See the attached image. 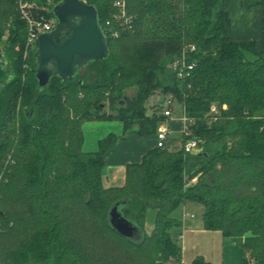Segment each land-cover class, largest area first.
<instances>
[{"label": "trees", "instance_id": "16d2710c", "mask_svg": "<svg viewBox=\"0 0 264 264\" xmlns=\"http://www.w3.org/2000/svg\"><path fill=\"white\" fill-rule=\"evenodd\" d=\"M86 1L103 29L110 22L119 31L116 39L106 37L109 57L87 67L94 82L55 78L37 93L34 52L24 57L27 28L15 1L0 0V51L14 56L9 77L1 71L8 82L0 97V264H182L171 234L180 223L172 215L187 202L204 207L206 230L244 239L239 264H252L248 256L264 264V22L257 50L231 40L224 0H125L132 18L125 29L113 19L115 0ZM188 44L199 53L191 78L181 83L168 65ZM131 88L135 95L123 97ZM156 90L175 96L196 119L192 132L202 152L156 147L127 165L123 187L105 188L102 169L117 138L84 152L83 124L117 120L125 132L154 135L165 119L146 118L144 105ZM215 103L228 109L210 127L204 116ZM115 203L142 231L140 242L110 226ZM148 209L156 212L149 234ZM192 264L211 263L198 257Z\"/></svg>", "mask_w": 264, "mask_h": 264}, {"label": "crops", "instance_id": "0c3cea01", "mask_svg": "<svg viewBox=\"0 0 264 264\" xmlns=\"http://www.w3.org/2000/svg\"><path fill=\"white\" fill-rule=\"evenodd\" d=\"M262 1L263 4H255L256 0L223 1L231 22V40L234 43H255L257 50L261 49L264 22V0ZM166 126L170 133L165 150L172 153L182 151V125L179 118L167 120ZM82 131V149L87 153L97 152L100 141L109 135L117 138V146L107 152L102 169V183L107 189L123 187L127 165L141 163L143 157L156 148L157 143L156 134L138 135L133 131L125 132L123 123L117 120L85 122ZM199 206L200 204L187 202L182 205V213L180 207L177 215H172L180 223V232L174 239L182 248V264H192L198 257L211 264H239L244 239L225 238L220 231L206 230L203 222L205 209ZM195 213H198L199 217L195 216ZM171 233L174 235L173 231ZM166 264L176 263L171 260Z\"/></svg>", "mask_w": 264, "mask_h": 264}, {"label": "water", "instance_id": "95a60500", "mask_svg": "<svg viewBox=\"0 0 264 264\" xmlns=\"http://www.w3.org/2000/svg\"><path fill=\"white\" fill-rule=\"evenodd\" d=\"M55 28L35 40L33 74L37 82L36 92L46 90L53 79L72 82L93 62L109 57V48L99 13L93 5L81 0H59L52 8ZM0 71L9 77L11 65L0 53ZM7 80H0V92ZM30 118L33 113L26 110ZM115 203L108 213L112 229L125 239L140 242L142 231L124 217Z\"/></svg>", "mask_w": 264, "mask_h": 264}, {"label": "built area", "instance_id": "2783aa9c", "mask_svg": "<svg viewBox=\"0 0 264 264\" xmlns=\"http://www.w3.org/2000/svg\"><path fill=\"white\" fill-rule=\"evenodd\" d=\"M14 1L19 16L27 28L26 50L24 57L29 58L30 54L35 50V40L39 37V35L51 32L55 28L56 20L53 15H50L51 13L48 12L52 11V8L57 2H54V0H47L46 5H40L35 0ZM81 1L88 4L86 0ZM114 8L116 9V13L113 19L118 21L119 25L124 27V29L127 26H130L132 23V18L127 14L125 0H115ZM105 28L106 30L103 29L105 37H107V35L111 39H116L119 37V31L117 29H113L110 22L106 23ZM4 39H7V35L4 37ZM198 53L199 50L196 45H184L178 56L175 57L170 63L169 70L179 82L184 83L191 78L192 72L196 67L194 58ZM186 85L188 89L191 88V83L188 82ZM175 103L179 104L182 109V116L179 118V121L182 125V150L188 155H198L202 152L203 142L193 136L192 128L196 125V119L190 118L186 115L184 106L180 104L173 95L166 96L164 101L160 104L162 108V116L164 117L165 121L161 122L158 126L156 133V147L159 149H165L166 147L167 137L170 133L168 127L166 126V121L173 119ZM208 114V125H211L213 122L217 121L222 115L219 107L216 104H212L210 106Z\"/></svg>", "mask_w": 264, "mask_h": 264}, {"label": "rangeland", "instance_id": "374dc122", "mask_svg": "<svg viewBox=\"0 0 264 264\" xmlns=\"http://www.w3.org/2000/svg\"><path fill=\"white\" fill-rule=\"evenodd\" d=\"M3 47V46H2ZM0 53L4 56V58L6 60H8L10 63L13 62L14 60V56L11 52H9L8 50H6L5 48H2ZM170 65V64H169ZM169 65H168V69H169ZM82 77H86L87 78V82L88 83H92L94 82L95 80V72L89 68L85 69L81 75ZM0 80H4V74L0 71ZM4 90V89H3ZM3 90L0 92V97H3L5 95V91L3 92ZM135 95V89L134 88H131V89H128L126 90V92H124V96H127V97H130L132 98L133 96ZM168 96V95H163L162 91L161 90H156L155 93H153L150 98L147 100V102L145 103L144 105V110H145V117L148 118V119H152L154 117H162V108L160 106L161 102L164 101L165 97ZM220 111L222 112L223 110H226L228 109V105L225 103L223 105L219 104V103H215ZM117 108L119 109H124L126 108L124 104H118L117 105ZM182 116V109L180 107L179 104L175 103V110H174V113H173V117L175 119L177 118H180ZM209 116V114H205V119H207ZM211 127V125H209ZM208 126V127H209ZM174 133V132H173ZM174 136H178V134H174ZM191 203V202H190ZM194 203V202H193ZM198 204V203H197ZM203 209V206L200 205ZM199 206V207H200ZM182 207V206H180ZM179 207V208H180ZM2 208V207H0ZM178 208V209H179ZM178 209L174 212V215L178 213ZM182 210H183V207L180 209V212L182 213ZM195 216H198V213H195ZM155 218H156V212L155 210L153 209H148V211L146 212V219H145V225H144V230L145 232H151V227L154 225V222H155ZM171 231H173V234L172 237L173 238H177L180 230H178V228H174L172 229ZM149 232V233H150ZM148 233V234H149ZM172 234V233H171ZM241 256V254H240ZM248 260L254 264L255 261L254 259L251 257V256H248ZM48 264H58L55 260H50L48 262Z\"/></svg>", "mask_w": 264, "mask_h": 264}]
</instances>
